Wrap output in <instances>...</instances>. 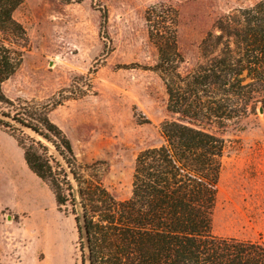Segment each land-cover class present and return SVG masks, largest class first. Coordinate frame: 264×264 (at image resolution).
Returning <instances> with one entry per match:
<instances>
[{"label": "rangeland", "instance_id": "374dc122", "mask_svg": "<svg viewBox=\"0 0 264 264\" xmlns=\"http://www.w3.org/2000/svg\"><path fill=\"white\" fill-rule=\"evenodd\" d=\"M255 1L24 0L14 18L26 30L28 50L2 91L11 100L38 102L59 99L62 91L65 99L49 119L69 140L77 161L99 163L104 187L126 200L135 157L162 142L159 127L172 118L164 86L148 70L157 52L147 38L145 11L159 3L176 9L185 72L199 60L198 46L214 22ZM213 131L226 148L211 232L264 245V110ZM16 152L23 153L0 130V264H80L73 216L56 208L48 187L26 165L11 164Z\"/></svg>", "mask_w": 264, "mask_h": 264}, {"label": "trees", "instance_id": "16d2710c", "mask_svg": "<svg viewBox=\"0 0 264 264\" xmlns=\"http://www.w3.org/2000/svg\"><path fill=\"white\" fill-rule=\"evenodd\" d=\"M23 2L0 0V130L21 148L56 208L73 216L80 264H264L262 243L211 232L226 148L213 129L264 110V0L218 18L198 46L199 60L185 72L176 9L159 3L145 11L147 38L157 52L148 70L161 80L172 118L159 127L162 142L135 157L131 195L123 201L102 184L99 163L82 166L49 119L65 99L62 91L48 102L3 93L28 50L26 30L14 18ZM106 17L104 10L103 24Z\"/></svg>", "mask_w": 264, "mask_h": 264}, {"label": "crops", "instance_id": "0c3cea01", "mask_svg": "<svg viewBox=\"0 0 264 264\" xmlns=\"http://www.w3.org/2000/svg\"><path fill=\"white\" fill-rule=\"evenodd\" d=\"M16 153H17L15 156L16 161H13L11 159L12 160L11 164H13L15 162L16 164H18V166H20L21 169H23L24 165H25V162L23 160V153H21V152H16Z\"/></svg>", "mask_w": 264, "mask_h": 264}]
</instances>
